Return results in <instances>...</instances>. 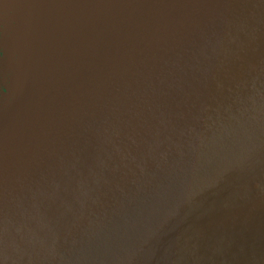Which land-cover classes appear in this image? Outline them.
Listing matches in <instances>:
<instances>
[{"label":"water","instance_id":"95a60500","mask_svg":"<svg viewBox=\"0 0 264 264\" xmlns=\"http://www.w3.org/2000/svg\"><path fill=\"white\" fill-rule=\"evenodd\" d=\"M0 27V264H264V0H0Z\"/></svg>","mask_w":264,"mask_h":264},{"label":"flooded vegetation","instance_id":"af4514ba","mask_svg":"<svg viewBox=\"0 0 264 264\" xmlns=\"http://www.w3.org/2000/svg\"><path fill=\"white\" fill-rule=\"evenodd\" d=\"M1 58H2V50L0 49V59ZM3 91H5L4 86H3V84L0 83V99H1V95H2Z\"/></svg>","mask_w":264,"mask_h":264},{"label":"bare ground","instance_id":"6f19581e","mask_svg":"<svg viewBox=\"0 0 264 264\" xmlns=\"http://www.w3.org/2000/svg\"><path fill=\"white\" fill-rule=\"evenodd\" d=\"M18 66H20V62H19V64H18Z\"/></svg>","mask_w":264,"mask_h":264}]
</instances>
